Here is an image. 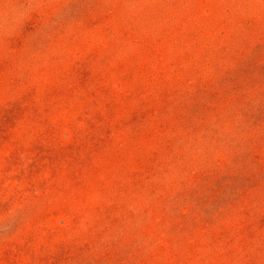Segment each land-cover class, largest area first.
<instances>
[{
  "label": "rangeland",
  "instance_id": "rangeland-1",
  "mask_svg": "<svg viewBox=\"0 0 264 264\" xmlns=\"http://www.w3.org/2000/svg\"><path fill=\"white\" fill-rule=\"evenodd\" d=\"M0 264H264V0H0Z\"/></svg>",
  "mask_w": 264,
  "mask_h": 264
}]
</instances>
